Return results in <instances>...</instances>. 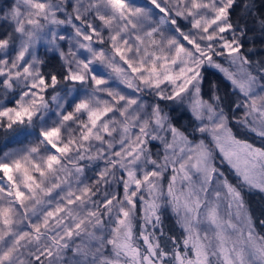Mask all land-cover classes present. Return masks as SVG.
Wrapping results in <instances>:
<instances>
[{"label":"snow or ice","instance_id":"obj_1","mask_svg":"<svg viewBox=\"0 0 264 264\" xmlns=\"http://www.w3.org/2000/svg\"><path fill=\"white\" fill-rule=\"evenodd\" d=\"M240 7L239 0L0 6V133L23 144L0 154V264H264V236L243 196L245 187L264 191V148L229 126L264 140V56L252 58L257 37L237 16ZM242 7L253 14L254 5ZM258 24L264 46V14ZM205 68L238 94L230 108L215 83L205 98ZM174 106L190 112L191 130L172 122ZM196 133L211 138L236 185L215 167L205 139L189 140ZM152 141L163 145L162 157ZM192 169L203 174L199 188ZM169 206L181 238L165 229ZM205 222L211 239L199 231Z\"/></svg>","mask_w":264,"mask_h":264},{"label":"trees","instance_id":"obj_2","mask_svg":"<svg viewBox=\"0 0 264 264\" xmlns=\"http://www.w3.org/2000/svg\"><path fill=\"white\" fill-rule=\"evenodd\" d=\"M10 3V0H0V6H6ZM241 4L240 8L236 9L237 16H244L247 20L248 25L250 28L253 29V32H250L249 35H253L257 37L256 40V48H257V55L252 57L253 59H260L261 56H264V52H260L259 49L264 47L260 44L258 37L260 36L259 31V24L258 19L260 14H264V0H239ZM250 3L254 5V10L252 15H248L243 10V4ZM180 24L186 25L185 21L178 20ZM247 47V45H246ZM202 74L205 76V82L203 86V92L205 94V98H208L212 94V84L215 83L218 86V91L221 97L223 98L224 104L226 107H231L233 102L238 98V94H234L231 89V85L228 81H226L223 77V74L219 73L217 70L212 68H205L202 70ZM170 116L172 117V122L181 130L188 129L191 130L193 124L191 119L190 112L187 111V108H180V107H173L170 112ZM230 126L233 129L235 135L239 136L240 138L244 139H253L255 140L254 143L258 144L262 148H264V140L259 139L258 137L254 136L252 132L248 129L235 124V122H230ZM12 138L3 136V133H0V154L6 148V146L11 143ZM151 145L155 146L153 150L155 151L157 148L159 150L160 146L157 142L152 141ZM217 157V165L221 168L224 175L228 178V180L233 184H237V176L235 175L233 169L223 160L218 159V153H215ZM120 189V187L118 186ZM243 196L248 208L249 214L251 215L252 222L255 225V230L260 236H264V226H261L260 222L264 221V191H261L259 188H247L245 187L243 190ZM164 224L166 231L176 236L177 238H181L184 235L183 229L177 224L174 215L169 211L165 210L164 214ZM107 220L106 225H107ZM139 223L137 222V228L139 227ZM79 238H77V242L79 243Z\"/></svg>","mask_w":264,"mask_h":264},{"label":"rangeland","instance_id":"obj_3","mask_svg":"<svg viewBox=\"0 0 264 264\" xmlns=\"http://www.w3.org/2000/svg\"><path fill=\"white\" fill-rule=\"evenodd\" d=\"M140 2H144V0H140ZM185 22H186V21H185ZM178 23H179V22H178ZM186 23H187V22H186ZM181 26L184 27L185 25H184V24H181ZM184 30H187V29L185 28ZM221 62H223V61H221ZM226 66H227V65H226ZM121 87H123V86H121ZM128 91H131V90L129 89ZM140 95H144V94H140ZM144 99L147 100V101L150 103L151 100H152V97H151V96L144 95ZM206 99H207V98H206ZM4 102L7 103V101H4ZM241 115H243V110H242V109L237 111V116H241ZM229 126H230V125H229ZM230 127H231V126H230ZM232 130H233V129H232ZM233 133H234V132H233ZM234 134H235V133H234ZM253 134H254V133H253ZM235 136L237 137V139L247 141L248 143L253 144L255 147L262 148V147L259 146L258 144L254 143L255 140H253V139H244V138H240V137L237 136V135H235ZM254 136H256V135L254 134ZM256 137H257V136H256ZM201 138L205 139V143L208 144L210 147L213 148L214 165H215V167H217V168L219 169L220 172H222L221 168L217 165L218 163L216 162V161H217V157L215 156V153H218V156H219L218 159L223 160V161H225L226 163H228V162L224 159V157H223V155L220 153L219 149L214 147V145L212 144L211 138H210L209 136L201 137V135H200L199 133H196L195 136H189V140H196V141H198V140L201 139ZM258 138H259V137H258ZM29 139L31 140V139H34V138H31V137H30ZM259 139H260V138H259ZM27 142H28V141H24V143H27ZM155 142H157V143L159 144V146H160V149H161V150H160V156L162 157L163 154H164V152H163V145L160 143V141H155ZM22 146H23V144H21V143H14V142L11 141V143H9V145L6 146V148L3 150V152H4V151L11 150V149L19 148V147H22ZM3 152H2V153H3ZM2 153H1V154H2ZM154 158H157V157H154ZM228 165H229V163H228ZM101 166H102V164H101ZM177 166H178V165H177ZM229 166L231 167V165H229ZM94 167H95V166H94ZM231 168H232V167H231ZM232 169H233V168H232ZM233 171H234V173H235V170H234V169H233ZM85 172H86V175H92V172L89 171L88 169H86ZM222 173H223V172H222ZM171 175H172L171 167H169L168 171L165 172L164 177H163V181H162V183H163L165 189H166V187H167V184H168V181H169ZM191 175H192L193 187H194V188H199L201 182L203 181V174H202V173H197V172H195L194 169H192V170H191ZM224 176H225V175H224ZM225 177H226V176H225ZM227 179H228V178H227ZM228 181H229V180H228ZM229 182H230V181H229ZM187 183H188L187 181H184V182H183V184H184L185 186L187 185ZM230 183H231V182H230ZM215 186H216V178H215V176H213L212 185H211V186L209 187V189H208L210 196H211L212 189H213ZM176 187H177V189H179V188L181 187V181H180V177H179V175H178V178H177ZM116 191H117L118 193H120V195L122 196V188H121V187H120V189H119L118 186H117V187H116ZM53 195L55 196L56 193L54 192ZM94 199H95V198H94ZM167 210H169V211L174 215L175 220H176V222H177V216H176L175 213H173V211H172V209H171L170 206L167 208ZM221 211L223 212V202L221 203ZM106 219H108V218H106ZM233 223H237V220H236L235 218L233 219ZM105 224H106V221H105ZM238 226H240V227H246V225H245L243 222H240V223L238 224ZM199 231H201V233H203L204 231H208V233H209V238H210V239L212 238V229L208 227V225H207L206 222H205V223H202V224L199 226ZM229 232H230V234L232 235V238L234 239V238H235V234L231 233V230H229ZM78 240H79V239H78ZM140 243H141V245H142V241H141ZM110 247H111V246H109V248H110ZM121 264H123V262H121Z\"/></svg>","mask_w":264,"mask_h":264}]
</instances>
